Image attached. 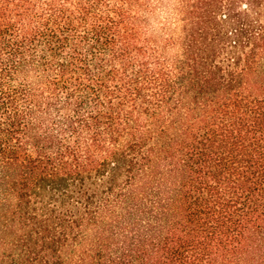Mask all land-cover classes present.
Masks as SVG:
<instances>
[{"label": "trees", "instance_id": "16d2710c", "mask_svg": "<svg viewBox=\"0 0 264 264\" xmlns=\"http://www.w3.org/2000/svg\"><path fill=\"white\" fill-rule=\"evenodd\" d=\"M0 264H264V0H0Z\"/></svg>", "mask_w": 264, "mask_h": 264}]
</instances>
